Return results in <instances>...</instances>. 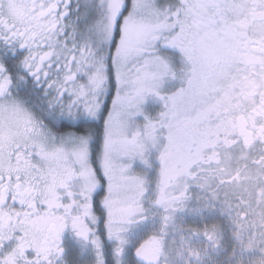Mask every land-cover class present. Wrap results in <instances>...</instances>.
Segmentation results:
<instances>
[{"label": "snow or ice", "instance_id": "obj_1", "mask_svg": "<svg viewBox=\"0 0 264 264\" xmlns=\"http://www.w3.org/2000/svg\"><path fill=\"white\" fill-rule=\"evenodd\" d=\"M0 264H264V0H0Z\"/></svg>", "mask_w": 264, "mask_h": 264}]
</instances>
